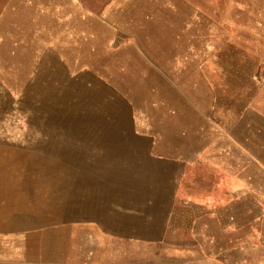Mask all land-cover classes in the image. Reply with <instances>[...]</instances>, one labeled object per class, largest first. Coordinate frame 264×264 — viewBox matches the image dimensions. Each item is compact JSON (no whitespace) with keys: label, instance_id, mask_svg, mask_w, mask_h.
<instances>
[{"label":"rangeland","instance_id":"1","mask_svg":"<svg viewBox=\"0 0 264 264\" xmlns=\"http://www.w3.org/2000/svg\"><path fill=\"white\" fill-rule=\"evenodd\" d=\"M256 1L0 0V264H264L248 201L222 230L183 204L224 207L236 186L264 198V134L237 119L248 159L208 147L183 201L164 171L244 103L264 61Z\"/></svg>","mask_w":264,"mask_h":264},{"label":"crops","instance_id":"2","mask_svg":"<svg viewBox=\"0 0 264 264\" xmlns=\"http://www.w3.org/2000/svg\"><path fill=\"white\" fill-rule=\"evenodd\" d=\"M256 2L259 3H252V6H260L264 8V0H257ZM262 53H264V47H262ZM264 60V59H262ZM259 68V67H258ZM260 71L256 72V75L251 72L249 74L248 83L247 84V93L244 99V103L242 100L239 101V103L230 102L229 104L225 105V109L231 113H233V116L231 117V121L223 120L222 118L212 115L213 118L209 119V124L207 123V126H203L200 128L198 134H201L202 136V142H204L201 146V148L196 151V153H193L191 155H185V153L177 151L174 148H171L168 150L174 151L173 154L167 153L165 155V165H164V171H165V190L172 192L173 198L179 199L183 201L182 199L178 198V196L175 195V193L181 189V186L184 185L185 181V175L186 170L189 166H193L194 163H197L198 157L200 159L203 157V154H206L208 151L207 148H214L216 155H227L230 154L232 151L242 153L246 156L248 159V139L245 140V144H241V140L238 139V130H237V119L244 120L245 121V128L243 134L248 137V135H254V134H264V61H262L260 65ZM159 71V70H157ZM156 72V71H155ZM173 86H178L177 84H174ZM192 109L193 106H191ZM196 110V109H194ZM198 111V110H197ZM199 112V111H198ZM206 119V115H202ZM196 131H194L195 133ZM211 137L214 138V142L211 143ZM206 139V140H205ZM158 145V139L152 143V145ZM209 144V145H207ZM211 144V145H210ZM156 147V145H155ZM153 150V148H152ZM176 150V151H175ZM262 151H264V146L261 148ZM183 153V154H182ZM211 153V152H210ZM209 155V153H207ZM203 161V160H202ZM158 163V162H156ZM154 162H151L150 164H156ZM205 163V161H203ZM229 165L231 167V161L229 160ZM206 164V163H205ZM210 165V164H209ZM171 166H177L181 168V174L179 177H177L174 180V187L173 189L170 187L168 180L171 181L170 178L172 175ZM254 159L251 156L249 159V167H254ZM154 167V166H153ZM234 171H233V177L234 182L236 183V180H238L236 167L237 163L233 164ZM256 167L258 168V171L261 173H264V159L261 160V163H256ZM170 177V178H169ZM248 182V178H247ZM236 185V184H235ZM170 188V189H169ZM246 188V187H245ZM241 194L239 195L237 186L236 190L230 194H228L229 203L225 204L224 207L219 208H211L212 206L207 207L205 204H199V203H193V202H185L183 201V204L192 205L193 207H196L197 211H202V213L199 216H212L213 221L216 226H218V229L222 230L229 226H233L235 229L243 227L242 225H239L238 223L233 222V217L238 214L237 211V203L240 200L248 201L247 205L249 206V210L247 211V215H264V198L258 199L255 198V191L253 189H243V191H240ZM170 193L166 194V199H170ZM257 197V195H256ZM242 200V201H243ZM241 201V202H242ZM256 210V212H255ZM199 211V212H200ZM204 211V212H203ZM167 216V215H166ZM228 216L230 217L229 222L222 223V217ZM194 221V220H193ZM167 222V221H166ZM166 223H164L165 226ZM162 225L161 229L164 227ZM163 230V229H162ZM160 230V232L162 231ZM261 243H264L262 241Z\"/></svg>","mask_w":264,"mask_h":264}]
</instances>
